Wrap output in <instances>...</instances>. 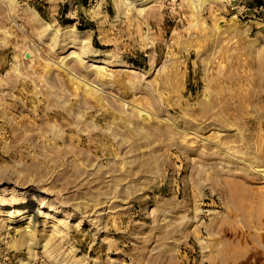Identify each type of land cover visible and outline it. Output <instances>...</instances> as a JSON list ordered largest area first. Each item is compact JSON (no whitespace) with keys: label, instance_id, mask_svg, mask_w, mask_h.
I'll return each instance as SVG.
<instances>
[{"label":"rangeland","instance_id":"obj_1","mask_svg":"<svg viewBox=\"0 0 264 264\" xmlns=\"http://www.w3.org/2000/svg\"><path fill=\"white\" fill-rule=\"evenodd\" d=\"M28 262L264 264V0H0V264Z\"/></svg>","mask_w":264,"mask_h":264},{"label":"bare ground","instance_id":"obj_2","mask_svg":"<svg viewBox=\"0 0 264 264\" xmlns=\"http://www.w3.org/2000/svg\"><path fill=\"white\" fill-rule=\"evenodd\" d=\"M27 192V191H26ZM25 193V192H24ZM28 193V192H27ZM29 206V202L28 201H25L23 203V207L24 208H27ZM43 205L40 204L38 207L41 208ZM43 208V207H42ZM50 209L51 211L55 210L53 209V206L51 207L50 206ZM21 210V209H20ZM26 210V209H25ZM25 210H21L20 212H25ZM39 211V209H38ZM19 212V211H18ZM19 214H22L23 213H20ZM81 213V212H80ZM12 217V216H10ZM31 220V219H30ZM83 218L79 219L77 222L78 224L76 225V227H80L82 222H83ZM34 223L35 224V220L32 219L30 221V223ZM29 223V224H30ZM21 227V226H20ZM58 227V226H57ZM23 228H20L19 231H21ZM25 229V228H24ZM18 230V229H17ZM64 231V230H63ZM62 229H58L55 231L57 234H65V233H62L63 232ZM54 232V233H55ZM55 233V234H56ZM69 234V233H68ZM67 235V234H65ZM52 236L50 235V237H46L45 239H40L37 232L36 231H33V230H25L23 232L20 233V238L15 240L14 243H13V247L17 248V249H20V248H23V247H27L29 248V250L31 251V254L33 255L35 253V250L37 249H41L43 250L48 258L52 259L53 261H55L56 263H59L57 261L61 260L59 258V254H58V251L60 250L58 248V246L55 244V242H53V239L51 238ZM64 236H62L61 238H63ZM59 258V260H58ZM61 261H64V260H61ZM65 263V262H64ZM29 264V262H28ZM63 264V263H62Z\"/></svg>","mask_w":264,"mask_h":264}]
</instances>
